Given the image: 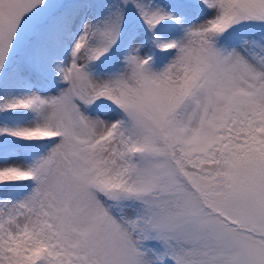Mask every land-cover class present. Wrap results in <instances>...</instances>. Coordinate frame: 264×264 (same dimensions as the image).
Returning a JSON list of instances; mask_svg holds the SVG:
<instances>
[{"label":"snow or ice","instance_id":"obj_1","mask_svg":"<svg viewBox=\"0 0 264 264\" xmlns=\"http://www.w3.org/2000/svg\"><path fill=\"white\" fill-rule=\"evenodd\" d=\"M0 264H264V0H0Z\"/></svg>","mask_w":264,"mask_h":264}]
</instances>
